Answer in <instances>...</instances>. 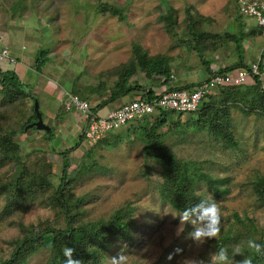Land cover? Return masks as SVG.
Segmentation results:
<instances>
[{
	"label": "rangeland",
	"instance_id": "rangeland-1",
	"mask_svg": "<svg viewBox=\"0 0 264 264\" xmlns=\"http://www.w3.org/2000/svg\"><path fill=\"white\" fill-rule=\"evenodd\" d=\"M243 3L264 11V0H0V56L4 51L10 56L0 57V67L15 69L31 86L44 124L54 130L52 137L37 128L23 132L33 118L34 100L14 96L7 101L0 87V142L9 148L4 153L0 146V264L12 259L26 234L67 229L55 194L64 170L63 153L74 147L67 154L66 197L77 212V225L109 221L118 212L131 210L134 240L112 242L104 258H97L101 264H110L119 255L125 257L124 264H189L207 260L220 247L231 252V246L240 242L244 255L253 258L255 252L246 241L264 246V94L252 80L245 87L253 85L249 87L254 90H241L244 102L215 105L220 115L228 114L237 147L199 129V113L205 116L206 109L168 114V124L159 132L164 134L166 152L188 173L208 175L229 190L217 199L205 183L194 186L195 197L213 198L221 212V232L202 245L188 239L190 224L176 234L179 220L171 215L177 211L169 193L171 174L147 153L146 131L160 113L141 120L144 128L137 123L92 139L85 136L86 117L65 106L75 88L88 90L83 100L91 110L108 100L117 76L136 62L137 53L168 59L173 88L206 81L209 71L240 63L234 38L241 34L244 63L263 67L264 91V30L254 18L243 16ZM102 6L116 9V14ZM45 49L49 60L37 74L35 55ZM162 81L138 68L131 85L142 89L106 106L102 115L148 90L160 93ZM213 99L223 102L225 97L218 91ZM42 182L50 185L41 186ZM16 183L28 193L8 188ZM53 257V248L42 246L24 264H51Z\"/></svg>",
	"mask_w": 264,
	"mask_h": 264
},
{
	"label": "trees",
	"instance_id": "trees-1",
	"mask_svg": "<svg viewBox=\"0 0 264 264\" xmlns=\"http://www.w3.org/2000/svg\"><path fill=\"white\" fill-rule=\"evenodd\" d=\"M102 10L110 11L116 14V9L110 8V6H102ZM234 41L236 43V47L240 54V63L233 67H227L222 71L219 72H232L239 68H248L244 63L243 58V42H244V35H240L239 37H235ZM35 70L37 74H40L44 67L47 65L49 60V52L48 50H39L35 55ZM264 57V54H263ZM2 66V65H1ZM138 68L140 71L144 73L156 77L160 80L163 79L161 85L167 86L169 90H192L196 88L201 82L197 84L187 85L185 88H173L170 84H172L171 77H172V70L169 66V61L166 58H149L147 53H137L136 54V62L127 67L123 73H121L118 77L117 82L115 83V87L112 89L110 98L105 100L104 102L98 104L95 109H92L93 113H97L104 109L106 106L110 104H115L118 101L132 95L136 91L142 89L139 85H131V80L136 74L138 73ZM209 70V68L207 69ZM208 72V71H207ZM210 74L214 71H209ZM208 72V73H209ZM263 72V67H260V74L253 76V85L258 86L259 90L262 94L264 91H261L262 86V79L261 75ZM210 75V76H211ZM169 85V86H168ZM249 85V86H253ZM248 87V90H254L253 87ZM254 86V87H255ZM0 87L1 90L4 92V97L7 101H10L14 96L21 97L25 96L27 98H31L32 100L37 101V97L32 95L30 92L31 86L28 84L23 83L19 76L17 75L15 70L3 71L0 67ZM247 87H226L223 89L218 90L225 100L223 102L214 101L213 96L218 92L216 91L214 94H209L207 98L203 101L201 109H206V115L197 112L200 114L199 129L200 130H209L212 135H214L218 139H224V141L229 145L231 148H235L238 146L237 142L233 139L232 133L230 132V122L228 120V114H222L219 110L216 112L215 105L219 106L218 104L226 106L229 101L233 103L237 102H244L246 98L242 89H246ZM94 89H89V91H93ZM88 90L82 88H75L72 92L80 97L81 99H87L86 94ZM100 90H98L99 92ZM156 93L152 90H148L145 94L146 98L154 99ZM264 97V95H263ZM206 103V101H208ZM246 100V99H245ZM263 100V99H262ZM223 106V107H224ZM208 109L213 110L212 113H208ZM34 111V108H33ZM40 112V111H39ZM176 113L172 112H162L160 117L156 119L155 123L153 124L152 128L149 131H146V147L147 153L154 156L156 159L161 160L168 168V172L171 174L170 179H172V186L169 193L173 196L171 198L174 206L177 210L183 209L185 207H189L195 203H198L201 198L198 196H194V186L198 183H205L207 187H209L212 192L214 193L215 198H221L222 196H226L229 193V190L222 189L219 185L222 183L221 181L214 180L212 177L208 175H202L193 173L190 174L187 172L185 165L178 163L177 159L168 154L163 146V135H160V130L162 131L163 128L168 124L167 122V115ZM42 115V113H41ZM181 115V114H179ZM37 115L34 111L33 118L29 120V122L24 126L22 131L24 132L27 130V127L30 124L36 122ZM140 124L139 122H137ZM134 123V124H137ZM133 125V124H130ZM142 124L139 125L138 128L141 127ZM136 128V127H134ZM145 130V129H143ZM54 130L51 128L50 132L48 133L51 137L53 136ZM83 137H80V141L83 140ZM80 142L76 144L79 145ZM7 142H0L1 150L4 153H7L9 148H7ZM74 148L70 149L67 153H63L65 157L64 161V170L62 171V177L60 179V183L57 187L55 200L60 205L62 212L65 217V222L67 224V229L65 230H56V229H46L41 231L39 234L29 233L26 234L21 240L17 242V247L14 251L13 257L10 261L4 262L2 264H24L26 262L27 257L35 252L38 248L42 246L52 247L54 257L52 259L51 264H63L64 257L62 252V242L67 243L68 247L74 248L73 258L80 259L83 261V264H101L100 260L98 261L97 258H101L104 256L105 252L108 251L110 244L118 239H123L125 241L132 242L134 240L132 234L133 228V221L131 217V210L128 211H120L118 212L111 220L109 221H100L97 224H85V225H77V212L72 209L69 204V200L66 197V187L68 185L70 179V162L67 156ZM169 174V175H170ZM19 183V182H18ZM18 183H16L13 187H8L12 189L17 194H25L28 191L23 192L22 190L18 189ZM41 186L50 185L49 183L42 182L40 183ZM24 190V189H23ZM173 200L178 201L179 203H175ZM104 258V257H103ZM252 264L264 263V256L257 255L254 253L253 258L251 259Z\"/></svg>",
	"mask_w": 264,
	"mask_h": 264
},
{
	"label": "built area",
	"instance_id": "built-area-1",
	"mask_svg": "<svg viewBox=\"0 0 264 264\" xmlns=\"http://www.w3.org/2000/svg\"><path fill=\"white\" fill-rule=\"evenodd\" d=\"M241 12L243 16L254 18L259 27L264 30V11L259 7L243 3ZM0 57L10 58L6 51ZM11 61L14 60L11 59ZM259 74V64L248 68H239L232 72L214 71L206 81L201 82L192 90H169L165 88L160 93H156L154 99H148L146 96H143L125 102L105 116L93 113L90 104L75 95H69L65 106L67 111L74 110L85 115L87 122L85 136L87 138L100 139L104 135L113 133L130 124L140 122L144 118L157 113H197L209 94H214L216 91L226 87L245 86L249 83V80L253 79L254 75Z\"/></svg>",
	"mask_w": 264,
	"mask_h": 264
},
{
	"label": "clouds",
	"instance_id": "clouds-1",
	"mask_svg": "<svg viewBox=\"0 0 264 264\" xmlns=\"http://www.w3.org/2000/svg\"><path fill=\"white\" fill-rule=\"evenodd\" d=\"M96 114L99 115V112ZM171 215L173 218L178 217L179 220L176 229L177 235L184 232L185 224H190L192 226L193 230L188 233V239L194 244L202 245L206 240L216 238L221 232V212L218 203L213 198L201 199L198 203L177 210L175 214ZM243 243L244 242H240L232 245L231 252L227 250L226 246L220 247L216 251L210 252L207 260L200 259L199 261H189V264H252L251 259L244 255ZM246 247L253 250L257 255L264 256V246L257 243L255 240L248 239L246 241ZM176 251L180 252L181 250L176 249ZM62 252L64 257L63 264H83L82 260L73 258L74 248L65 245ZM237 255L243 258L236 260L235 257ZM169 259H171V256H169ZM124 261L125 257L119 255L118 257L111 258L110 264H124Z\"/></svg>",
	"mask_w": 264,
	"mask_h": 264
},
{
	"label": "water",
	"instance_id": "water-1",
	"mask_svg": "<svg viewBox=\"0 0 264 264\" xmlns=\"http://www.w3.org/2000/svg\"><path fill=\"white\" fill-rule=\"evenodd\" d=\"M34 111L37 115V122L34 124H31L27 127V129H33V128H37L40 131H44V132H50L51 128H49L48 126H46L43 122V118L42 115L39 112V105L37 102H35V107H34Z\"/></svg>",
	"mask_w": 264,
	"mask_h": 264
},
{
	"label": "crops",
	"instance_id": "crops-1",
	"mask_svg": "<svg viewBox=\"0 0 264 264\" xmlns=\"http://www.w3.org/2000/svg\"><path fill=\"white\" fill-rule=\"evenodd\" d=\"M14 70H15V69H14ZM212 70H215V69H212ZM165 88H167V86H163V87L161 88V90H163V89H165ZM124 99H125V98H124ZM122 100H123V99H122ZM120 101H121V100H120ZM125 102H126V101L122 102L121 104H123V103H125ZM110 106L113 107V105H111V104H110ZM119 106H121V105H119ZM119 106H118V107H119ZM118 107H117V108H118ZM115 109H116V107H115ZM102 111H104V110L102 109L101 111H99V115H102V113H103ZM111 111H112V110H111Z\"/></svg>",
	"mask_w": 264,
	"mask_h": 264
}]
</instances>
